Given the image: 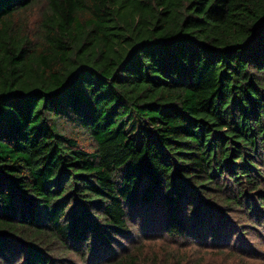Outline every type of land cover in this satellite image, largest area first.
<instances>
[{
    "label": "trees",
    "instance_id": "16d2710c",
    "mask_svg": "<svg viewBox=\"0 0 264 264\" xmlns=\"http://www.w3.org/2000/svg\"><path fill=\"white\" fill-rule=\"evenodd\" d=\"M262 232L264 0H0V264Z\"/></svg>",
    "mask_w": 264,
    "mask_h": 264
},
{
    "label": "rangeland",
    "instance_id": "374dc122",
    "mask_svg": "<svg viewBox=\"0 0 264 264\" xmlns=\"http://www.w3.org/2000/svg\"><path fill=\"white\" fill-rule=\"evenodd\" d=\"M138 127L139 124L135 122V128L131 130L130 126H128L126 129L128 132H132L135 135ZM143 232L137 228L134 233L139 234V236L134 235V237L128 241L130 244L124 246L130 248V245L137 244L147 236ZM248 237L249 240L247 242H242L243 239L246 240L245 237L240 236L239 239H234L237 237L233 238L230 233L217 240H208L207 238L202 240V238H200L194 242H184V246L195 245V249H198L200 252L194 255V250L191 252L189 250V254L192 259H198L200 257L201 264H264V232L256 236L251 234ZM245 243L247 246H242ZM159 245L160 243L157 241H148L146 242V250L149 251L153 249L156 252L162 251V246ZM116 253H119V251ZM73 264L84 263H80V261L76 259L73 261Z\"/></svg>",
    "mask_w": 264,
    "mask_h": 264
}]
</instances>
